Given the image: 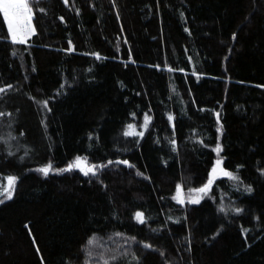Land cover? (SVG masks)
I'll return each mask as SVG.
<instances>
[{"label":"trees","instance_id":"obj_1","mask_svg":"<svg viewBox=\"0 0 264 264\" xmlns=\"http://www.w3.org/2000/svg\"><path fill=\"white\" fill-rule=\"evenodd\" d=\"M30 7L25 42L0 13V264H264V0ZM77 156L107 167L38 171Z\"/></svg>","mask_w":264,"mask_h":264},{"label":"snow or ice","instance_id":"obj_2","mask_svg":"<svg viewBox=\"0 0 264 264\" xmlns=\"http://www.w3.org/2000/svg\"><path fill=\"white\" fill-rule=\"evenodd\" d=\"M32 0H0V13L3 14V19L7 22V28L9 33L11 34V39L13 42L19 41V42H25L28 37H30L32 34H34V27L32 24L33 20V8L30 7V3ZM97 58L99 59V55L95 54ZM10 87V86H9ZM6 89H0V92L5 91ZM45 106H47V102H44ZM2 115V114H0ZM149 117L147 114H145V122L144 127L148 126ZM172 117L169 116V120H171ZM124 135H140L142 136L143 133H137L135 131V126L129 124L128 130L124 133ZM218 153L221 151V148L219 145H217L215 149ZM114 163L113 161H108V164ZM118 163L127 164V161H119ZM221 161L217 160L216 167L212 169V175L210 176L207 184L204 185V187L200 189L195 190H189L190 193L195 192L196 198L190 199V202L192 203H198L200 194H207L209 191L211 185L213 184V179L216 176L217 171L222 172L223 176L229 177L233 180L238 179L237 176H235L233 173L224 171L221 167ZM107 167V165L104 164H90L87 161V157H80L77 156L72 162H70L65 169H55L54 166L49 163L45 165L44 167H41L38 169L40 173H42L44 176L49 175L50 172L56 171V172H63V171H72V170H79L84 175H92L95 176L99 169ZM15 177H9L7 186L4 187L2 190H0V196H3L4 199H11L14 188H15ZM245 191H251V188L245 189ZM179 200L180 203L184 202L183 199V193L181 191L180 186H177V196L175 197ZM3 201L0 200V203ZM220 211H224L223 208L220 209ZM235 213H240L242 209L235 208L233 209ZM135 220L138 223H145V217L143 212H136L135 213ZM121 235V234H117ZM89 243H92V241H89ZM114 259V257H113Z\"/></svg>","mask_w":264,"mask_h":264},{"label":"rangeland","instance_id":"obj_3","mask_svg":"<svg viewBox=\"0 0 264 264\" xmlns=\"http://www.w3.org/2000/svg\"><path fill=\"white\" fill-rule=\"evenodd\" d=\"M6 23H7V22H6ZM10 36H11V34H10ZM3 135H5V137H4V138H5V141H6V140H9V141H12V142L14 141V138H13V136H11L10 133L8 134L7 132H5ZM18 146H19V145H17L16 142H13V143H12V147H13L12 151H14L15 149H17ZM216 162H217V161H216ZM216 162H215L214 167H216ZM214 167H213V168H214ZM220 167H221V165H220ZM221 168H222V167H221ZM222 169H223V168H222ZM223 170H224V169H223ZM224 171H226V170H224ZM211 175H212V171H211ZM218 176H223L222 172L217 171L215 178L218 177ZM215 178H214V179H215ZM214 179H213V181H214ZM201 194H202V193H201ZM201 194H200V197H201ZM195 198H196V195H195L192 199H195ZM199 199H200V198H199Z\"/></svg>","mask_w":264,"mask_h":264},{"label":"built area","instance_id":"obj_4","mask_svg":"<svg viewBox=\"0 0 264 264\" xmlns=\"http://www.w3.org/2000/svg\"><path fill=\"white\" fill-rule=\"evenodd\" d=\"M32 1H36V0H32Z\"/></svg>","mask_w":264,"mask_h":264}]
</instances>
